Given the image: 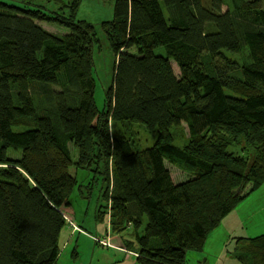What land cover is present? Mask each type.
Returning <instances> with one entry per match:
<instances>
[{"label": "trees", "instance_id": "16d2710c", "mask_svg": "<svg viewBox=\"0 0 264 264\" xmlns=\"http://www.w3.org/2000/svg\"><path fill=\"white\" fill-rule=\"evenodd\" d=\"M19 1L24 7L0 1V264H58L78 185L70 169H85L100 154L111 232L134 231L138 250L125 246L138 264H187V252H202L264 186L260 0H117L105 24L120 52L103 109L93 76L100 40L92 24L75 20L82 0L67 16L42 4L63 0ZM54 22L69 32L42 24ZM244 50L249 59L238 74L216 72L219 54ZM113 122L141 125L157 140L138 149L113 134ZM183 126L181 145L174 131ZM235 144L242 154L229 150ZM11 148L22 155L10 158ZM166 160L189 177L175 182ZM235 240L238 264H264V234Z\"/></svg>", "mask_w": 264, "mask_h": 264}, {"label": "rangeland", "instance_id": "374dc122", "mask_svg": "<svg viewBox=\"0 0 264 264\" xmlns=\"http://www.w3.org/2000/svg\"><path fill=\"white\" fill-rule=\"evenodd\" d=\"M0 1L16 7H24V4L19 0ZM116 1L82 0L79 12L75 17L76 21H86L92 24L95 28L96 37L100 40V44L96 46L95 50V66L93 69V76L96 82L95 101L99 109L105 107V91L113 82L115 64L120 52V49L115 52L111 49L108 40L110 34H106L112 32L110 31L111 26L110 24H105L106 21L114 19ZM42 4H47L45 6L46 9L65 16L69 14V9L75 5L74 0H63L59 3L60 5H57L56 2H44ZM260 5L264 9V0H260ZM57 10L59 11L57 12ZM63 20L65 21V19ZM189 23L192 30L200 29L198 21L191 14H189ZM42 24L47 30L54 33L66 34L69 32L67 24L65 26L56 22ZM131 51L136 53L134 49ZM248 59L249 53L246 50L241 53L222 52L214 61L216 72L218 74H238L242 67L248 63ZM173 65L179 72L174 62ZM112 132L117 134L118 137H128L138 149L151 147L157 140L156 133L149 132L138 124L113 122ZM186 134V126L176 129L174 131L176 142L181 145L184 144ZM70 149L75 163L79 158V151L75 144L72 143L70 144ZM229 150L236 153L244 152L236 144L231 145ZM21 155L22 151L18 149L11 148L8 151L10 158H18ZM92 163L85 169L77 168L75 165L70 169L71 174L78 180V185L70 197V205L65 210L68 225L65 226L61 233V252L58 264H138L137 254L127 250L128 247L126 248L125 246L128 243L131 244L135 251L138 250L139 246L134 231L129 228L123 232L115 233L109 229V198L111 189L110 182L103 177L106 173L104 172V164H106L104 156L102 157L100 154L99 158L92 161ZM165 163L171 168L175 182L179 183L189 177L188 173L190 171L172 165L168 160ZM261 194L264 195V188ZM246 201L247 199L236 210L238 211L236 213L239 215V222H235L234 218H229L222 223L221 227L213 232L211 246L208 243L207 248H204L203 252H187V264H202L200 262L205 258L209 259V264H238L233 258V254L221 258L223 256V253L221 254L223 248L221 246L222 238L226 242L227 233L229 232L245 235L244 238H253L264 234V210L257 203H253L250 208L248 207L249 202ZM76 231L79 232L76 233ZM89 235H92L93 238ZM94 237H98L95 240L99 244L95 243ZM103 242L106 244H103ZM233 246H235L234 250L236 248L235 239L229 240L228 250L230 251ZM75 249L78 251L77 256L73 254Z\"/></svg>", "mask_w": 264, "mask_h": 264}, {"label": "crops", "instance_id": "0c3cea01", "mask_svg": "<svg viewBox=\"0 0 264 264\" xmlns=\"http://www.w3.org/2000/svg\"><path fill=\"white\" fill-rule=\"evenodd\" d=\"M264 188V187H263ZM263 188H261V189H259V190H257L256 192H257V195H256V192L255 193H253L252 195H250L248 198H247V201L246 202H249L248 203V207H252V204L253 203H257L263 210H264V207H263V204H264V195H262L261 194V191H262V189ZM254 197H255V199H254ZM260 203V204H259ZM243 204V203H242ZM241 204V205H242ZM237 210V209H236ZM233 211L231 214H229L224 220H223V222L222 223H224L227 219H229V218H234V220H235V222H239V215H238V213H236V212H238V211ZM234 222V223H235ZM222 225V224H221ZM221 225H220V227H221ZM233 226H234V224H233ZM219 227V228H220ZM218 230V229H217ZM216 230V231H217ZM213 235H214V233L212 234V235H210V237H209V239H208V241H207V243H206V247H205V249L207 248V245H208V243L210 244V246H211V238L213 237ZM236 237H245V235H241V234H237L236 232H229V233H227V241L225 242V239L224 238H222V240H221V246H223V248H222V251H221V254L223 253V256L221 257V258H223V257H225L226 255H232V250H233V248L235 247V246H233L232 248H231V250L229 251L228 250V243H229V240H232V239H235ZM248 237V236H247ZM203 252V251H202ZM233 256V255H232ZM200 263H204V264H209V259L208 258H205L202 262H200Z\"/></svg>", "mask_w": 264, "mask_h": 264}, {"label": "built area", "instance_id": "2783aa9c", "mask_svg": "<svg viewBox=\"0 0 264 264\" xmlns=\"http://www.w3.org/2000/svg\"><path fill=\"white\" fill-rule=\"evenodd\" d=\"M103 244H106V243L103 242Z\"/></svg>", "mask_w": 264, "mask_h": 264}]
</instances>
